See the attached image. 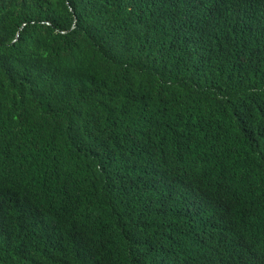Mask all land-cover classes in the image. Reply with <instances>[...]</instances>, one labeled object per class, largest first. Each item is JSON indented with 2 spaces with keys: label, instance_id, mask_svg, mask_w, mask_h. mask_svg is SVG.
Wrapping results in <instances>:
<instances>
[{
  "label": "trees",
  "instance_id": "trees-1",
  "mask_svg": "<svg viewBox=\"0 0 264 264\" xmlns=\"http://www.w3.org/2000/svg\"><path fill=\"white\" fill-rule=\"evenodd\" d=\"M0 264H264V0H0Z\"/></svg>",
  "mask_w": 264,
  "mask_h": 264
}]
</instances>
